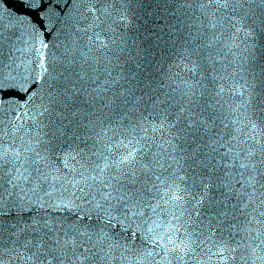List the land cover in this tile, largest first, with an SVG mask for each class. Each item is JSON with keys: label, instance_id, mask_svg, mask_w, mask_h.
Listing matches in <instances>:
<instances>
[{"label": "snow or ice", "instance_id": "1", "mask_svg": "<svg viewBox=\"0 0 264 264\" xmlns=\"http://www.w3.org/2000/svg\"><path fill=\"white\" fill-rule=\"evenodd\" d=\"M0 264H264V0H0Z\"/></svg>", "mask_w": 264, "mask_h": 264}]
</instances>
